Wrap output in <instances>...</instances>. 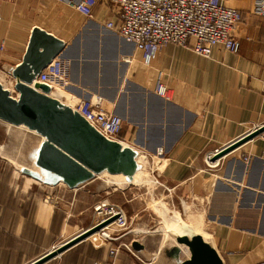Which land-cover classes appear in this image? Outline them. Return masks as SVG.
Returning <instances> with one entry per match:
<instances>
[{
    "label": "crops",
    "instance_id": "obj_1",
    "mask_svg": "<svg viewBox=\"0 0 264 264\" xmlns=\"http://www.w3.org/2000/svg\"><path fill=\"white\" fill-rule=\"evenodd\" d=\"M222 1L242 13L236 53L218 44L203 56L167 43L144 66L132 43L96 20L100 5L94 18L75 11L77 20L64 17L62 34L47 25L51 0H0V75L14 85L11 69L21 63L35 26L62 39L68 73L60 88L68 98L101 97L122 117L125 142L150 155L168 198L196 210L189 215L199 218L194 228L223 263L257 264L264 260V131L213 156L219 159L214 166L207 155L264 123V17L250 12L254 0ZM157 71L164 74L168 98L154 92ZM7 189L0 192V264H20L64 239L63 224L57 227L56 209L39 191ZM83 242L63 251L58 264H168L143 245L136 254L118 247L111 255L106 245Z\"/></svg>",
    "mask_w": 264,
    "mask_h": 264
},
{
    "label": "water",
    "instance_id": "obj_2",
    "mask_svg": "<svg viewBox=\"0 0 264 264\" xmlns=\"http://www.w3.org/2000/svg\"><path fill=\"white\" fill-rule=\"evenodd\" d=\"M64 47L62 39L35 26L21 63L10 72L15 80L16 95L0 82V120L24 126L42 136L34 156V163L41 174L26 168L22 171L46 184L63 182L69 188H75L104 171L112 175L122 174L131 180L140 169L137 150L107 139L70 106L51 96L49 85L35 81L40 71L62 54ZM263 131L264 123L224 147L214 158L225 155ZM114 218L83 230L28 264H43ZM133 247L137 251L143 248L137 241ZM183 251L184 257L179 258ZM165 253L174 259L175 264H224L212 244L194 232L174 234V243Z\"/></svg>",
    "mask_w": 264,
    "mask_h": 264
},
{
    "label": "rangeland",
    "instance_id": "obj_3",
    "mask_svg": "<svg viewBox=\"0 0 264 264\" xmlns=\"http://www.w3.org/2000/svg\"><path fill=\"white\" fill-rule=\"evenodd\" d=\"M48 5L53 12L47 25L52 29L57 28L58 32L63 34L64 17L77 20L76 13L71 8L52 0ZM0 82L5 83L4 87L16 95L13 85L7 80L3 81L1 75ZM57 89L62 90L61 94L69 99L64 89ZM59 99L63 103L71 104L64 97ZM41 140L42 136L24 126H14L0 120V192L6 191V188L16 192L39 191L46 199V204L55 207L57 227L63 224L62 238L64 239L53 241L56 242L53 243L54 246L94 225L98 221L94 206L99 201H106L120 207L126 219L122 228L107 230L112 237H118L111 241L112 246H118L120 250L136 254L133 243L137 241L146 247L148 253L154 251L153 256L167 258L166 263L175 264L173 259L166 255L165 250L174 243V234L178 231L187 234L197 232L193 224L195 225L196 221L198 223L199 218L197 220H195L197 216L190 218L189 215L196 214V210L192 209L189 202L184 203L178 199L168 198L167 188L157 178L156 167H152L149 154L145 153L143 161L139 163L140 180H128L122 174L112 175L102 172L75 188H69L63 182L55 185L46 184L42 179L34 178L22 171L26 168L39 172L34 163V156ZM131 147L137 150V159L142 156L137 147ZM169 226L172 230L165 231ZM83 244L93 245L88 240ZM51 246L42 251L43 253L24 259L20 264L32 262L46 250H50ZM147 252L144 256L151 257ZM59 255L43 264H58ZM183 257L184 251L179 258Z\"/></svg>",
    "mask_w": 264,
    "mask_h": 264
},
{
    "label": "built area",
    "instance_id": "obj_4",
    "mask_svg": "<svg viewBox=\"0 0 264 264\" xmlns=\"http://www.w3.org/2000/svg\"><path fill=\"white\" fill-rule=\"evenodd\" d=\"M52 1L67 6L86 18L96 17L98 14L96 11L100 5L102 8L96 20L103 28L132 43L135 49L140 52L144 66H150L157 58L160 49L167 43L188 47L203 56H210L212 48L218 44L234 53L239 49V41L234 35V31L242 19V13L236 8L227 6L222 0ZM250 12L264 17V0H254ZM2 49H4V44L0 45V50ZM67 70L68 63L60 56L55 57L40 71L35 80L47 84L51 88L60 86V84L64 85ZM163 75L162 71H157L154 92L163 98H168ZM68 100L71 104L67 105L107 139L129 145L125 144V140L121 137L124 123L122 117L107 109L103 105L101 97L74 102L71 98ZM256 128L255 126L248 132ZM225 146L207 155L209 165L214 166L218 163L219 159L212 160V158ZM145 155L142 154L144 157ZM251 157V154L243 155L246 161ZM260 157L264 159V152ZM94 211L98 217V221L94 225L111 217L115 218L109 224L87 236L84 241L88 240L94 246L106 245L109 248V253L115 255L118 246H112L111 241L118 237H112L107 230L116 227L122 228L126 223L125 214L120 207L106 201L97 202ZM257 264H264V260Z\"/></svg>",
    "mask_w": 264,
    "mask_h": 264
},
{
    "label": "bare ground",
    "instance_id": "obj_5",
    "mask_svg": "<svg viewBox=\"0 0 264 264\" xmlns=\"http://www.w3.org/2000/svg\"><path fill=\"white\" fill-rule=\"evenodd\" d=\"M36 81V80H35ZM54 88H60V87H58V86H56V87H54ZM54 90L53 88H51V90H50V92H49V94L51 95V96H54V97H56L57 99H59L60 97H61V92H62V90H60V89H57V90ZM62 89V88H61ZM63 94H64V92H63ZM63 96V95H62ZM65 99H67L66 97H64ZM60 100V99H59ZM68 100V99H67ZM65 101V100H64ZM69 103V102H68ZM67 105V104H66ZM70 105V104H69ZM233 143V142H232ZM231 144V143H230ZM230 144H228V145H230ZM124 145V144H123ZM228 145H226L225 147H227ZM231 152V151H230ZM144 158V156H140V157H138V159H137V161L140 163V162H142L143 159ZM105 172V171H104ZM137 172H139V169L135 172V174L134 175H136L137 174ZM134 175H133V177H132V180H140V177H135L134 178ZM170 229H165V231H169ZM171 230H172V228H171ZM177 232V231H176ZM180 232L181 231H178V234L180 235ZM194 233H198V232H194ZM182 234H184L183 232H182ZM200 234V233H199ZM188 254V253H187Z\"/></svg>",
    "mask_w": 264,
    "mask_h": 264
}]
</instances>
